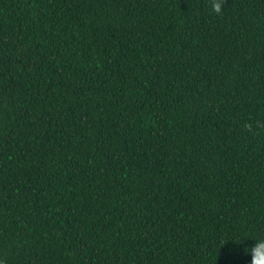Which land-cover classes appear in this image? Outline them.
I'll return each instance as SVG.
<instances>
[{"label": "trees", "instance_id": "16d2710c", "mask_svg": "<svg viewBox=\"0 0 264 264\" xmlns=\"http://www.w3.org/2000/svg\"><path fill=\"white\" fill-rule=\"evenodd\" d=\"M0 0V261L250 264L264 238V0Z\"/></svg>", "mask_w": 264, "mask_h": 264}, {"label": "clouds", "instance_id": "9594fccd", "mask_svg": "<svg viewBox=\"0 0 264 264\" xmlns=\"http://www.w3.org/2000/svg\"><path fill=\"white\" fill-rule=\"evenodd\" d=\"M212 11L218 15L222 13L220 0H212ZM244 254L251 256L250 264H264V238L256 240L254 246L246 248ZM0 264H3V261H0Z\"/></svg>", "mask_w": 264, "mask_h": 264}]
</instances>
